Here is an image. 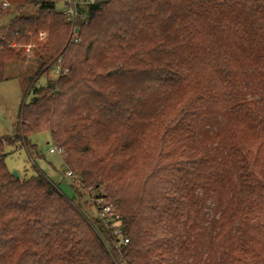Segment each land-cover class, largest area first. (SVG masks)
<instances>
[{"label": "trees", "instance_id": "obj_1", "mask_svg": "<svg viewBox=\"0 0 264 264\" xmlns=\"http://www.w3.org/2000/svg\"><path fill=\"white\" fill-rule=\"evenodd\" d=\"M28 4L0 26V81L26 60L14 44L38 62L0 136V264H264V0H97L75 33ZM42 131L129 243L41 168L14 175L6 147L34 159Z\"/></svg>", "mask_w": 264, "mask_h": 264}, {"label": "rangeland", "instance_id": "obj_2", "mask_svg": "<svg viewBox=\"0 0 264 264\" xmlns=\"http://www.w3.org/2000/svg\"><path fill=\"white\" fill-rule=\"evenodd\" d=\"M26 0H9L10 4L7 8H2L0 3V26L6 25L10 19L17 13L35 14L37 8L34 5L21 7ZM58 11H63L67 6L68 0H52ZM79 1V0H78ZM85 1V0H82ZM41 38H47L46 32L40 33ZM15 47L24 49L26 60L10 61L7 65V78L0 81V136L13 135L17 132L20 123V112L23 102H28L33 97L30 89V79L38 67V62L31 60L34 55L31 45L20 46L14 44ZM59 75V68H53L48 73V78H56ZM47 81L46 76H39L35 82L36 85H43ZM33 143L37 144L40 156L31 158L26 146L20 144L18 146H7L6 163L12 172L17 171L22 177L30 176L35 172V167L41 168L60 189L71 199H76L79 203H85L88 200L89 207L86 209L87 215L93 216V196H90L89 189L83 188L78 179H73L67 175L66 166L64 165L63 155L59 152H51L54 143L51 141L49 132H34L30 137ZM74 185V186H73Z\"/></svg>", "mask_w": 264, "mask_h": 264}, {"label": "built area", "instance_id": "obj_3", "mask_svg": "<svg viewBox=\"0 0 264 264\" xmlns=\"http://www.w3.org/2000/svg\"><path fill=\"white\" fill-rule=\"evenodd\" d=\"M97 0H68V6L62 11L70 20H72V31L77 32L79 27L76 26V21L82 16L80 8L85 4L94 3ZM1 7L7 8L10 4L9 0H0ZM74 40H78L74 38ZM51 152L59 151L62 155L63 152L56 145L51 147ZM67 175L76 179V176L71 170H68ZM94 211L96 216L109 228L116 239V246L129 243V238L124 234L122 216L116 212L112 205H110L103 197L93 198Z\"/></svg>", "mask_w": 264, "mask_h": 264}, {"label": "water", "instance_id": "obj_4", "mask_svg": "<svg viewBox=\"0 0 264 264\" xmlns=\"http://www.w3.org/2000/svg\"><path fill=\"white\" fill-rule=\"evenodd\" d=\"M14 175H15L16 177H18V176H19V173H18L17 171H15V172H14Z\"/></svg>", "mask_w": 264, "mask_h": 264}]
</instances>
